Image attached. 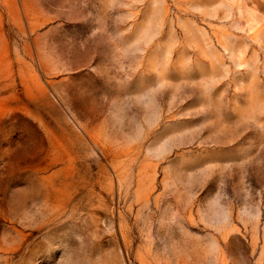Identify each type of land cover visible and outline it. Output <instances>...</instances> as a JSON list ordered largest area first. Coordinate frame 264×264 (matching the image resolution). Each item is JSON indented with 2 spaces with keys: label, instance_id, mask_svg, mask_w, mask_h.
Here are the masks:
<instances>
[{
  "label": "rangeland",
  "instance_id": "obj_1",
  "mask_svg": "<svg viewBox=\"0 0 264 264\" xmlns=\"http://www.w3.org/2000/svg\"><path fill=\"white\" fill-rule=\"evenodd\" d=\"M0 264H264V0H0Z\"/></svg>",
  "mask_w": 264,
  "mask_h": 264
}]
</instances>
